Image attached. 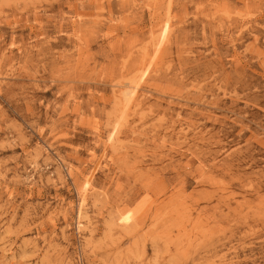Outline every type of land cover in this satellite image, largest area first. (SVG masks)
<instances>
[{
    "label": "rangeland",
    "instance_id": "rangeland-1",
    "mask_svg": "<svg viewBox=\"0 0 264 264\" xmlns=\"http://www.w3.org/2000/svg\"><path fill=\"white\" fill-rule=\"evenodd\" d=\"M0 264H264V0H0Z\"/></svg>",
    "mask_w": 264,
    "mask_h": 264
},
{
    "label": "bare ground",
    "instance_id": "bare-ground-1",
    "mask_svg": "<svg viewBox=\"0 0 264 264\" xmlns=\"http://www.w3.org/2000/svg\"><path fill=\"white\" fill-rule=\"evenodd\" d=\"M127 89H128V88H127ZM130 89H131V88L129 87V90H130ZM128 92H129V91H128ZM129 93H131V92H129ZM126 95H127V94H126ZM126 95H125V96H126ZM128 95H129V94H128ZM128 97H129V96H128ZM125 101H126V100H125Z\"/></svg>",
    "mask_w": 264,
    "mask_h": 264
}]
</instances>
